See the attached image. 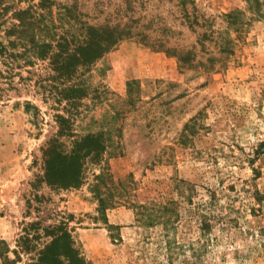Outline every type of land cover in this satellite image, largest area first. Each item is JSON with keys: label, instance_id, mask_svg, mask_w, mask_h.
<instances>
[{"label": "rangeland", "instance_id": "rangeland-1", "mask_svg": "<svg viewBox=\"0 0 264 264\" xmlns=\"http://www.w3.org/2000/svg\"><path fill=\"white\" fill-rule=\"evenodd\" d=\"M40 4L47 57L0 98V264H264V0ZM87 24L120 37L92 65Z\"/></svg>", "mask_w": 264, "mask_h": 264}, {"label": "trees", "instance_id": "trees-1", "mask_svg": "<svg viewBox=\"0 0 264 264\" xmlns=\"http://www.w3.org/2000/svg\"><path fill=\"white\" fill-rule=\"evenodd\" d=\"M18 2L22 0H17ZM42 2L43 0H39ZM39 2L36 4H30L26 8L22 7H13V0H0V98L3 97L7 90H10L14 87L13 74L16 75L17 71L15 70L19 63V59H23L28 51V59L31 54H37L39 57H47V52L49 49L42 47L37 48L36 45L31 44L32 39L29 38L33 36V28L36 22V12L41 6ZM10 8L13 10L9 11ZM69 7H65V10H68ZM230 13H228L229 15ZM227 15V13L225 14ZM84 36L81 44H78L73 48V50H85L88 52V58L86 60L88 65H92L98 58H100L105 52L114 47L119 39V36H113V32L106 30V27H96L92 25H84ZM213 30H205L201 33V39L210 38L212 36ZM63 38V37H62ZM34 43V41H33ZM23 48V51H22ZM39 49V50H38ZM38 50V51H36ZM222 51H229L228 46L221 47ZM70 50L62 48L59 44V48L55 53L56 56L62 57L63 55H68ZM72 52V51H71ZM51 58L53 57L50 56ZM130 88V84H129ZM94 150L96 148H93ZM73 149L71 150V152ZM92 151V150H91ZM150 217V216H149ZM54 225L51 228V231L57 229L60 230L61 236H69V231L64 225ZM56 231V230H55ZM28 238V237H26ZM26 247L29 243L28 239H25ZM51 256L40 253L38 256H30V261L27 264H44L47 258ZM20 258V256H18ZM15 259H12L14 261ZM54 260H57V257L54 256ZM7 261H11L9 258Z\"/></svg>", "mask_w": 264, "mask_h": 264}, {"label": "crops", "instance_id": "crops-1", "mask_svg": "<svg viewBox=\"0 0 264 264\" xmlns=\"http://www.w3.org/2000/svg\"><path fill=\"white\" fill-rule=\"evenodd\" d=\"M168 74H170V73L168 72L167 69H165L164 72H163V75H168Z\"/></svg>", "mask_w": 264, "mask_h": 264}]
</instances>
